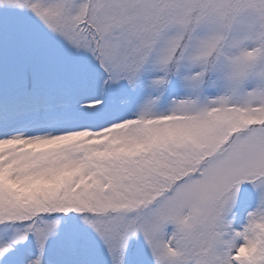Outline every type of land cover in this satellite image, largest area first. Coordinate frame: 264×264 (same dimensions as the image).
<instances>
[{
    "label": "snow or ice",
    "instance_id": "snow-or-ice-1",
    "mask_svg": "<svg viewBox=\"0 0 264 264\" xmlns=\"http://www.w3.org/2000/svg\"><path fill=\"white\" fill-rule=\"evenodd\" d=\"M0 264H264V0H0Z\"/></svg>",
    "mask_w": 264,
    "mask_h": 264
}]
</instances>
